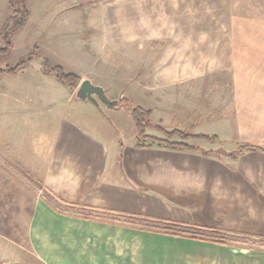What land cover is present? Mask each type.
<instances>
[{"label":"crops","instance_id":"crops-1","mask_svg":"<svg viewBox=\"0 0 264 264\" xmlns=\"http://www.w3.org/2000/svg\"><path fill=\"white\" fill-rule=\"evenodd\" d=\"M162 3L136 0L134 34L96 18L64 67L72 91L38 65L0 74V264H264V249L153 225L264 241V0ZM84 80L111 105L77 95ZM128 107L215 140L138 148Z\"/></svg>","mask_w":264,"mask_h":264},{"label":"rangeland","instance_id":"rangeland-1","mask_svg":"<svg viewBox=\"0 0 264 264\" xmlns=\"http://www.w3.org/2000/svg\"><path fill=\"white\" fill-rule=\"evenodd\" d=\"M11 1L15 3L14 9L18 10L20 4L16 3V0H0V48L4 46L1 38L10 26L8 19L12 15L9 7ZM162 1L160 0L161 5L163 4ZM138 2L141 7L152 8V0H138ZM25 5L30 16L25 25L14 32L11 38L12 45H14L13 49L6 55H0V69L6 66L13 67L22 61H26L29 57H32V62L27 63L32 69L36 68L37 65L42 66L45 61L50 65H59L66 69L78 67L84 62L81 59L83 40L85 41L88 36H91L90 31L94 30L95 33H100L102 26L99 25L98 20L95 24L94 22L96 18L102 15L109 18L107 25L110 28L108 31L113 35L120 31L130 34H134L136 31L134 25L125 23L129 17L135 16L136 0H25ZM97 42L99 43V41ZM103 62L104 60L98 63L99 69L103 68ZM27 73L30 72L27 70L24 75ZM113 84L116 88V82ZM120 91H123L126 98L127 95L131 97L133 92L129 87L122 88ZM133 128L132 126L130 129H125L122 135L124 142H129V134ZM149 130L147 129L145 133L150 134ZM159 137L161 140L166 138L164 134L159 135ZM169 140L171 142L173 138ZM210 153L215 156L219 154L212 151ZM154 227L158 228V226ZM223 237L249 245L259 242L242 237L226 235ZM241 246L243 247V245ZM254 249L259 250L257 247Z\"/></svg>","mask_w":264,"mask_h":264},{"label":"trees","instance_id":"trees-1","mask_svg":"<svg viewBox=\"0 0 264 264\" xmlns=\"http://www.w3.org/2000/svg\"><path fill=\"white\" fill-rule=\"evenodd\" d=\"M19 3L18 5L19 9L15 10L13 1L9 2L10 7V15L8 22L10 21V26L8 27V30L4 34L3 38H1L2 42L4 43V46L0 48V55H6L10 49L12 48V36L14 32L23 27L28 20L30 13L25 5V0H16V3ZM32 57H29L26 61H22L18 64H16L13 67H4L3 69H0V74L8 73V74H15L24 64L31 61ZM42 71L45 74H49L55 77V79L63 84H65L69 90H73L78 82L80 81V77L76 75L73 72L65 70L63 67L58 65H50L46 61L42 65ZM129 114L131 116V119L135 125L136 128V140H135V146L138 148L143 147H151L153 145L157 146H163L170 149H179V150H186L191 151L195 150L194 147L187 146L186 144L182 143H175V142H169V139H172L173 137L177 136L183 140L187 139H199V140H215V137H207V136H193L188 134H182L177 131L173 132H163L160 127L151 125L149 121L150 113L149 111H145L138 107H128ZM147 129H156L162 131L165 135V139L161 140L155 137H151L147 135L145 132ZM148 142V143H147ZM244 151H260L256 148H242L241 151L237 152L241 154ZM264 153V151H261ZM204 155H210V152H203ZM233 157V156H232ZM154 226L163 227L166 229L168 233L175 234V235H183L191 238H201V237H212L218 240V242L222 241L224 239L223 234L216 232V231H203L201 229H197L194 227H186L181 228L179 226H172V225H160V224H153Z\"/></svg>","mask_w":264,"mask_h":264},{"label":"water","instance_id":"water-1","mask_svg":"<svg viewBox=\"0 0 264 264\" xmlns=\"http://www.w3.org/2000/svg\"><path fill=\"white\" fill-rule=\"evenodd\" d=\"M77 95L85 97L92 102L95 101V99L93 98V96H95L105 105H111V102H109V100L105 97L103 89L100 87L92 86L87 80H84L79 84Z\"/></svg>","mask_w":264,"mask_h":264},{"label":"built area","instance_id":"built-area-1","mask_svg":"<svg viewBox=\"0 0 264 264\" xmlns=\"http://www.w3.org/2000/svg\"><path fill=\"white\" fill-rule=\"evenodd\" d=\"M161 228V227H160ZM163 228V227H162ZM163 230H165L166 231V229L165 228H163ZM208 239L209 240H211V241H215V242H218V240H216L215 238H212V237H208ZM257 241H259V240H257ZM220 242H231L232 243V241H231V239L229 240L228 238H224L222 241H220ZM260 242V243H259ZM259 242H254V244H252V245H249V244H242V243H240V242H237V241H233V243H236V244H238V245H243V246H246V247H249V248H251V247H257V248H259V249H264V241H259Z\"/></svg>","mask_w":264,"mask_h":264}]
</instances>
